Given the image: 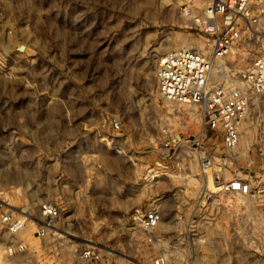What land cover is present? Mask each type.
Segmentation results:
<instances>
[{"label":"rangeland","instance_id":"rangeland-1","mask_svg":"<svg viewBox=\"0 0 264 264\" xmlns=\"http://www.w3.org/2000/svg\"><path fill=\"white\" fill-rule=\"evenodd\" d=\"M211 1L0 0L1 199L29 222L19 234L0 223V264H77L90 246L107 264H264V198L224 193L198 162L189 176L152 171L162 140L202 130L197 111L162 97L156 70L168 51H212L196 22ZM251 9L264 28V0ZM251 58L232 55L222 74ZM250 109L225 177L264 188V93ZM52 204L64 236H34ZM140 206L162 214L152 241Z\"/></svg>","mask_w":264,"mask_h":264},{"label":"built area","instance_id":"built-area-1","mask_svg":"<svg viewBox=\"0 0 264 264\" xmlns=\"http://www.w3.org/2000/svg\"><path fill=\"white\" fill-rule=\"evenodd\" d=\"M251 1L212 0L206 6L196 22L214 35L211 52L179 48L160 56L156 70L160 94L172 103L197 111L202 130L198 136L162 140L158 161L152 168L157 169L155 175L189 176L194 162H198L202 171H214L213 180L220 183L224 193L264 198V188L251 177L238 173L225 177L228 168L237 163L243 128L251 114L250 103L254 96L264 93V28L258 26L259 16L251 9ZM246 53L252 58L240 74H222L227 58ZM115 126L119 128L120 124L116 122ZM3 194L0 186V223L9 233L26 232L27 215L3 201ZM60 215L58 206H45L33 222L34 236H64L58 222ZM134 219L152 241L162 214L156 208L140 206ZM26 249L27 242L21 239L7 252L13 256ZM110 255L90 246L81 253L77 264H107ZM166 259V255H159L154 264H168Z\"/></svg>","mask_w":264,"mask_h":264},{"label":"bare ground","instance_id":"bare-ground-1","mask_svg":"<svg viewBox=\"0 0 264 264\" xmlns=\"http://www.w3.org/2000/svg\"><path fill=\"white\" fill-rule=\"evenodd\" d=\"M209 182H210V181L208 180V182L206 183V185H207V186H209V185H210V183H209Z\"/></svg>","mask_w":264,"mask_h":264}]
</instances>
